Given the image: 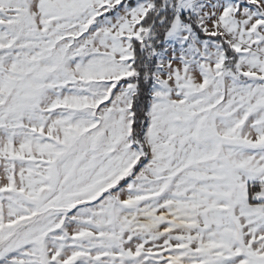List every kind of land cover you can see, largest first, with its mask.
Wrapping results in <instances>:
<instances>
[{
    "label": "snow or ice",
    "instance_id": "obj_1",
    "mask_svg": "<svg viewBox=\"0 0 264 264\" xmlns=\"http://www.w3.org/2000/svg\"><path fill=\"white\" fill-rule=\"evenodd\" d=\"M0 264H264V0H0Z\"/></svg>",
    "mask_w": 264,
    "mask_h": 264
}]
</instances>
